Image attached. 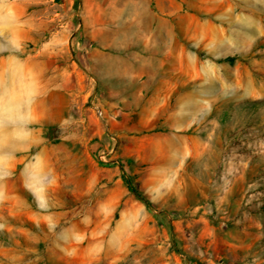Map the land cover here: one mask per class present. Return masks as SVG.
<instances>
[{
	"label": "rangeland",
	"instance_id": "1",
	"mask_svg": "<svg viewBox=\"0 0 264 264\" xmlns=\"http://www.w3.org/2000/svg\"><path fill=\"white\" fill-rule=\"evenodd\" d=\"M87 1L0 0V49L48 60L47 86L39 63L33 86L8 89L32 99L26 125L33 146L31 162L18 164L0 203V264H264V0H177L176 55L168 58V72H151L152 82L162 74L172 83L151 90L159 107L154 128L127 130L129 141L116 139L100 153L90 146L95 137L76 126L79 120L66 117L69 102L91 107L70 71ZM16 32L15 50L10 37ZM185 90L191 95L180 100ZM164 91L161 102L156 95ZM1 107L0 119L6 115L19 127L24 113ZM184 121L192 153L180 167L161 169V161L169 164L161 158L152 167L147 134ZM124 179L146 195L150 208ZM105 195L118 199L109 229L82 232L77 220L97 219L86 212ZM129 199L138 207L126 214ZM73 204H80L81 217L66 213ZM118 220L121 230L111 231Z\"/></svg>",
	"mask_w": 264,
	"mask_h": 264
},
{
	"label": "crops",
	"instance_id": "2",
	"mask_svg": "<svg viewBox=\"0 0 264 264\" xmlns=\"http://www.w3.org/2000/svg\"><path fill=\"white\" fill-rule=\"evenodd\" d=\"M86 7L90 10L81 23L76 40L73 41L76 48L77 68L70 71L78 74L81 86L87 89L90 99L96 96L104 117H98L94 109L89 106L86 109L91 110V113L87 112L82 107V101L69 102L66 117L69 116L70 119L75 117L79 120L76 126H81L82 131L87 129L85 132H90L95 137L93 141L91 140L90 146L100 153L107 145L115 144L116 139L121 140V143L125 140L129 141L131 137L126 134L127 130H134L140 126H142L140 130L144 128L147 130L146 127L154 128L150 126L159 107L152 105L151 90L155 87L167 89L172 83L168 84L167 76L162 74L158 81L162 85L152 82L151 72L169 71L168 58L175 56L177 50L179 17L177 0H88ZM18 22L19 19L16 20L17 26ZM27 24L31 33L32 21H28ZM184 25V30L187 32V25ZM26 31L27 28L24 39L27 38ZM20 37L17 32L10 37L15 50L16 46L21 44ZM0 50H3L0 51L1 108L4 111L14 109L24 113L19 127H14L17 123L7 119L6 115H2L0 119V203H2L9 195L7 179L13 177L18 164L22 165L24 162L23 166L27 165L29 160L27 153L33 146V131L26 125L27 121L33 119L32 99H27L24 95L16 98L8 89L33 86L32 75L36 71L35 66L39 63L43 66L41 82L44 84L42 85L47 86L48 60L34 59L31 54L22 56L16 51H10L11 49ZM5 89L7 91L4 94ZM160 93L156 97L158 96L163 102L168 96V91H164L162 95ZM190 95L191 92L185 90L179 93L178 97L183 100ZM11 104L15 107H11ZM43 106L44 103L41 107ZM86 118L87 127L84 124ZM188 126L186 121L178 127L173 122L168 123L170 130L167 132L153 131L147 134L148 154L151 153V157H154L148 158L154 162L151 163L152 167H156L159 158L169 162L167 165L166 162L161 161L159 166L161 169L181 166V162L192 153V145L186 131ZM1 127L5 128L1 129ZM135 152L138 156L145 157L144 152L141 153L142 150L137 149ZM29 161L31 162V159ZM115 162L117 161H113L112 164ZM123 163V166L129 170L131 166L126 160ZM25 183L27 186V182ZM94 203L93 206L89 205L86 214L94 212L97 219L89 215V218L77 220L79 225H84L82 232L107 231L112 223V216L118 208V199L113 195L99 197ZM136 207L138 203L129 199L123 209L127 214L129 209ZM66 213L81 217L80 204H73ZM125 213L122 214L126 215ZM102 214L107 217L108 224L100 222ZM122 222V220L116 221L111 231L121 230ZM59 246L67 247V244L62 242Z\"/></svg>",
	"mask_w": 264,
	"mask_h": 264
},
{
	"label": "trees",
	"instance_id": "3",
	"mask_svg": "<svg viewBox=\"0 0 264 264\" xmlns=\"http://www.w3.org/2000/svg\"><path fill=\"white\" fill-rule=\"evenodd\" d=\"M127 189L133 193L135 195V197L144 202V204L146 205V207L150 208L152 206L151 201L146 197V195L141 192L140 190H138L129 179H124Z\"/></svg>",
	"mask_w": 264,
	"mask_h": 264
},
{
	"label": "built area",
	"instance_id": "4",
	"mask_svg": "<svg viewBox=\"0 0 264 264\" xmlns=\"http://www.w3.org/2000/svg\"><path fill=\"white\" fill-rule=\"evenodd\" d=\"M91 108L94 109L98 117H103V111L100 107V105L97 102L96 96H94L90 101Z\"/></svg>",
	"mask_w": 264,
	"mask_h": 264
},
{
	"label": "bare ground",
	"instance_id": "5",
	"mask_svg": "<svg viewBox=\"0 0 264 264\" xmlns=\"http://www.w3.org/2000/svg\"><path fill=\"white\" fill-rule=\"evenodd\" d=\"M1 30V29H0ZM5 32V31H4Z\"/></svg>",
	"mask_w": 264,
	"mask_h": 264
}]
</instances>
